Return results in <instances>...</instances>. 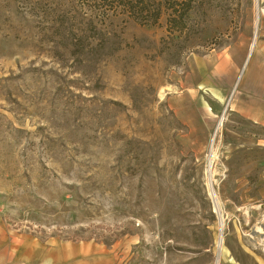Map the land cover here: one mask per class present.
<instances>
[{
  "label": "rangeland",
  "instance_id": "rangeland-1",
  "mask_svg": "<svg viewBox=\"0 0 264 264\" xmlns=\"http://www.w3.org/2000/svg\"><path fill=\"white\" fill-rule=\"evenodd\" d=\"M75 6L0 0V220L100 264H264V129L234 112L264 0L110 17V54L80 62L48 31Z\"/></svg>",
  "mask_w": 264,
  "mask_h": 264
},
{
  "label": "trees",
  "instance_id": "trees-1",
  "mask_svg": "<svg viewBox=\"0 0 264 264\" xmlns=\"http://www.w3.org/2000/svg\"><path fill=\"white\" fill-rule=\"evenodd\" d=\"M75 12L62 10L51 28L55 55L60 50L68 51L75 61L98 60L106 49L111 37L102 31L110 17L123 16L141 25L155 26L161 16L167 14L170 22L180 27L192 9L193 0H72ZM76 15L78 18H76ZM54 29V30H53ZM103 55V56H104Z\"/></svg>",
  "mask_w": 264,
  "mask_h": 264
},
{
  "label": "crops",
  "instance_id": "crops-1",
  "mask_svg": "<svg viewBox=\"0 0 264 264\" xmlns=\"http://www.w3.org/2000/svg\"><path fill=\"white\" fill-rule=\"evenodd\" d=\"M241 81L234 112L264 129V44L249 57ZM100 254L96 247L86 244L59 243L54 239L42 242L10 230L0 220V264H100Z\"/></svg>",
  "mask_w": 264,
  "mask_h": 264
},
{
  "label": "bare ground",
  "instance_id": "bare-ground-1",
  "mask_svg": "<svg viewBox=\"0 0 264 264\" xmlns=\"http://www.w3.org/2000/svg\"><path fill=\"white\" fill-rule=\"evenodd\" d=\"M252 47V46H251ZM222 121H223V118L222 119H220V121H219V123H218V127L219 126H221V123H222ZM209 192H211V190L209 189ZM210 197H211V199H212V204H213V210H214V212H215V214L217 215V217H218V229H219V233H221V230H222V227H223V224H222V220H221V213H220V207L218 206V203H217V201L215 200L216 198H214V196H213V194L212 193H210ZM218 233V234H219ZM221 240H222V238L220 237V234H219V237H218V242H217V246H218V249L220 250V247H221ZM217 249V250H218ZM217 254H218V252H217ZM218 264V263H217Z\"/></svg>",
  "mask_w": 264,
  "mask_h": 264
}]
</instances>
